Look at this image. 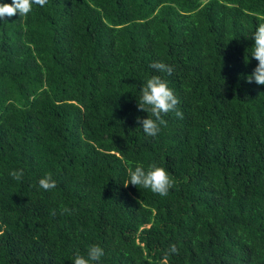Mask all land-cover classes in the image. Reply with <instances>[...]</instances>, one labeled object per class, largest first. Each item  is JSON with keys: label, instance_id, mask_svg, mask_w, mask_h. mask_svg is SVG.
<instances>
[{"label": "trees", "instance_id": "1", "mask_svg": "<svg viewBox=\"0 0 264 264\" xmlns=\"http://www.w3.org/2000/svg\"><path fill=\"white\" fill-rule=\"evenodd\" d=\"M259 23L264 0H48L0 20V264H74L96 244L97 264H264ZM154 75L183 118L149 137ZM153 163L167 196L124 186Z\"/></svg>", "mask_w": 264, "mask_h": 264}, {"label": "clouds", "instance_id": "2", "mask_svg": "<svg viewBox=\"0 0 264 264\" xmlns=\"http://www.w3.org/2000/svg\"><path fill=\"white\" fill-rule=\"evenodd\" d=\"M48 0H13L11 4H0V20H7L17 14L26 17L33 11V5L40 7L45 6ZM254 46L252 47L251 56L258 61L257 67L253 73L247 77V82L253 81L258 85H264V23H259L254 34ZM159 73L171 75L174 71L173 67L162 61H155L150 65ZM179 99L175 95L174 90L168 85V82L160 75H154L143 84L141 88V96L138 98V110L147 112L149 117L142 119L137 117V123L145 134L149 137H155L161 131V126H166L167 121L163 116L169 113H175L179 118H183V113L177 110ZM24 175V170H13L10 176L16 181H20ZM130 181L124 185L127 187L129 184L137 187L150 189L153 193L160 196H167L169 190L174 187L175 181L168 171L157 166L155 163L149 165L147 171L142 166H136L133 170L129 168ZM40 188L45 191H51L57 187L56 181L52 178L51 174L39 180ZM65 212L71 214V210L62 208L61 214ZM53 216L56 214L55 210L51 213ZM179 250L175 244L169 246V249L164 254V260H167L172 254H178ZM104 249L96 244L92 245L87 250V256L76 253L74 264H97L104 256Z\"/></svg>", "mask_w": 264, "mask_h": 264}]
</instances>
